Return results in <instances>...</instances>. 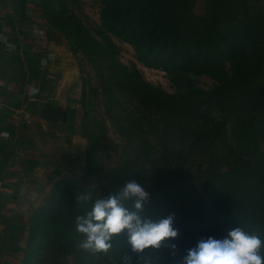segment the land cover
Returning <instances> with one entry per match:
<instances>
[{
    "label": "trees",
    "instance_id": "16d2710c",
    "mask_svg": "<svg viewBox=\"0 0 264 264\" xmlns=\"http://www.w3.org/2000/svg\"><path fill=\"white\" fill-rule=\"evenodd\" d=\"M98 1L103 29L128 42L138 61L164 70L174 84L187 81L192 75L221 73L209 89L194 92L193 100L175 102L169 98L164 102L139 77L117 64L135 94L163 106L175 120L190 121L187 109L194 111L201 105L220 112L211 127L197 124L199 130H185L190 135L188 144H195L201 136L221 142L228 127L235 149L248 157L240 167L220 169L215 164L205 180L192 178L180 167H169L164 186L150 193L146 215L153 220L174 215L173 226L178 229L175 242L180 245L181 254L199 238H222L227 229L235 226L264 241V148L260 149L264 147V4L247 0ZM60 18L52 26L65 38L85 40L109 54L106 46L96 41L73 15L60 13ZM247 43L253 49V59L243 68ZM223 59L232 64L229 74L221 70ZM84 152L81 187L69 184L66 177L55 182V194L30 214L29 240L38 230L44 233V243L55 250L80 249L78 243L84 237L75 231L74 220L91 209V202L76 203L79 192H90L85 184L92 173L90 145ZM184 156H178L180 162ZM133 180L122 178L120 189ZM115 193L114 190L109 195ZM96 198L92 196L93 200ZM112 245L120 264L124 255L131 258V264H174L166 249L154 254L146 250V259L138 260L126 232L114 236ZM261 255L264 256V248ZM48 258L50 254L39 261Z\"/></svg>",
    "mask_w": 264,
    "mask_h": 264
},
{
    "label": "rangeland",
    "instance_id": "374dc122",
    "mask_svg": "<svg viewBox=\"0 0 264 264\" xmlns=\"http://www.w3.org/2000/svg\"><path fill=\"white\" fill-rule=\"evenodd\" d=\"M247 1L264 4V0ZM39 6L41 19L51 26L61 20L60 13L73 15L109 51L105 54L85 40L78 42L62 35L66 49L64 71H67L64 79L67 86H64L69 89L70 98L75 97L77 102V130L83 137L84 148L90 145L92 173L85 184L92 196L107 198L110 192H119L124 177L134 179L151 193L154 188L164 186L169 167H180L192 178L205 180L215 164L225 169L240 167L248 160L235 149L228 127L221 142L201 136L195 144L187 143L190 135L185 130H199L197 124L211 127L221 116L216 108L201 105L194 111L187 109L190 121L175 120L163 106L135 94L117 64L125 66L132 76L139 77L164 102L169 98L175 102L193 100V93L209 89L220 72L192 75L187 81L174 84L164 70L138 61L128 42L103 29L98 0H52L51 3L40 0ZM245 46L243 68H247L253 59L252 47L248 48L249 43ZM231 67L229 60H222L223 73L229 74ZM182 154H185L184 161L180 162L178 156ZM83 158V167L66 176L67 182L76 187L82 184L85 152ZM53 194L51 189L41 204ZM28 237L21 245L18 264H120L113 245L106 253L55 250L44 243L45 236L41 231L37 230L30 240ZM49 254V260L39 261Z\"/></svg>",
    "mask_w": 264,
    "mask_h": 264
},
{
    "label": "crops",
    "instance_id": "0c3cea01",
    "mask_svg": "<svg viewBox=\"0 0 264 264\" xmlns=\"http://www.w3.org/2000/svg\"><path fill=\"white\" fill-rule=\"evenodd\" d=\"M39 1L0 0V264H18L30 214L84 163L64 38Z\"/></svg>",
    "mask_w": 264,
    "mask_h": 264
},
{
    "label": "clouds",
    "instance_id": "9594fccd",
    "mask_svg": "<svg viewBox=\"0 0 264 264\" xmlns=\"http://www.w3.org/2000/svg\"><path fill=\"white\" fill-rule=\"evenodd\" d=\"M149 201L150 193L136 181L127 182L107 198L93 200L91 192H79L76 203L91 202V209L75 217V231L84 237L78 247L106 253L112 247L113 237L126 232L138 260L146 259V250L154 254L166 249L174 264H264L261 255L264 241L241 226L227 229L222 238L201 237L181 254L180 245L175 242L178 229L173 226L174 215L158 220L149 218L146 215ZM121 264H131V258L122 256Z\"/></svg>",
    "mask_w": 264,
    "mask_h": 264
}]
</instances>
